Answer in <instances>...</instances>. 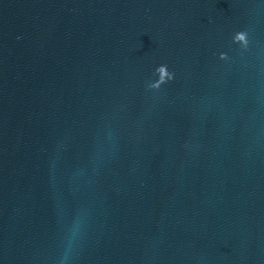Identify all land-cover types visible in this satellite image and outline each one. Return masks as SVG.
Instances as JSON below:
<instances>
[{"label": "water", "instance_id": "obj_1", "mask_svg": "<svg viewBox=\"0 0 264 264\" xmlns=\"http://www.w3.org/2000/svg\"><path fill=\"white\" fill-rule=\"evenodd\" d=\"M0 264H264V0H0Z\"/></svg>", "mask_w": 264, "mask_h": 264}]
</instances>
